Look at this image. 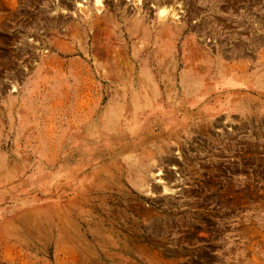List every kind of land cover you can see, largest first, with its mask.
I'll return each mask as SVG.
<instances>
[{"label": "rangeland", "instance_id": "obj_1", "mask_svg": "<svg viewBox=\"0 0 264 264\" xmlns=\"http://www.w3.org/2000/svg\"><path fill=\"white\" fill-rule=\"evenodd\" d=\"M56 1L0 0V264H264V0Z\"/></svg>", "mask_w": 264, "mask_h": 264}, {"label": "bare ground", "instance_id": "obj_2", "mask_svg": "<svg viewBox=\"0 0 264 264\" xmlns=\"http://www.w3.org/2000/svg\"><path fill=\"white\" fill-rule=\"evenodd\" d=\"M151 1H152V4H154V6H155V16H156L155 23L158 26H164V27L168 26V23H167L168 15L169 14L170 15L176 14V11L174 10V8L172 6L169 8V6H170L169 0H151ZM173 1H176V0H173ZM93 3H95L96 5H99V6L103 5L102 0H93ZM141 3H142V0L139 3V5ZM66 4H67V2L65 0H57L56 2H54L53 8L65 7L63 5H66ZM103 6H104L103 10H99V7H96L95 8L96 10L93 8L92 11H90L89 13H86L85 16L83 18H81V21H83L82 22L83 27L86 28L85 36L86 37L89 36V38L91 39V42H95L97 26L100 23H102L103 25H106V26H109V24H110L112 26L119 27L122 29L121 30L122 33L125 30V31H127L128 34H132L136 30H141V31L146 30L147 25L144 23L143 14H141L139 12L141 6H137L138 8L136 9V11H137L136 14H134L132 17H127V19H126V16H127L126 10L125 11L120 10L119 16H117L118 15L117 10L119 9V7L116 5V3H113L110 6H105V5H103ZM110 9L112 11L111 18L105 19V15H106L105 13L108 12ZM141 10L143 11V9H141ZM83 12H86V11H83ZM20 15H23V14L22 13L18 14V16H20ZM113 17L117 21H114ZM20 18H22V16ZM125 20H127L126 23L124 22ZM123 26H125V27L122 28ZM77 49H78L77 46H74L73 49L71 50V52H78ZM58 51L61 54H63V50H58ZM90 52H91L90 54L89 53L86 54V61L92 60L91 64H93V66H94V68H92V70H93V69H95V67L98 66V62L101 58H99L95 55V52L93 49H91ZM190 53H192V52L189 50L188 55ZM128 59H129V61L132 60L130 57H128ZM118 63H119L118 59H113L114 65L109 64L107 66L108 71H110L112 73L118 72L119 69H117V71L114 70V66L117 65ZM171 65L172 64L170 62L167 64L165 62H163L159 66H158V64H155L154 68L151 67L153 69V71L151 68L150 69L147 68V63H144V65L140 68L139 71L138 70L133 71L134 68L130 66V74L132 76L139 75V78L141 80V82H140L141 83V89L144 93L153 92L156 89H161V88L162 89H166V88L172 89L175 87L183 88L184 86L191 85V83H192L191 80L193 79V76L186 74L184 71H180L179 76H178V80H177L176 76L172 73L173 69H171ZM171 75H173V76L171 77ZM116 86H118V85H116ZM109 129H110L109 125H103L102 126L103 131H107Z\"/></svg>", "mask_w": 264, "mask_h": 264}]
</instances>
